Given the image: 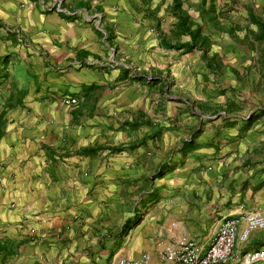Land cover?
I'll list each match as a JSON object with an SVG mask.
<instances>
[{"label": "crops", "instance_id": "1", "mask_svg": "<svg viewBox=\"0 0 264 264\" xmlns=\"http://www.w3.org/2000/svg\"><path fill=\"white\" fill-rule=\"evenodd\" d=\"M263 33L264 0H0V264H162L264 215Z\"/></svg>", "mask_w": 264, "mask_h": 264}, {"label": "built area", "instance_id": "2", "mask_svg": "<svg viewBox=\"0 0 264 264\" xmlns=\"http://www.w3.org/2000/svg\"><path fill=\"white\" fill-rule=\"evenodd\" d=\"M242 223L244 226L239 231ZM261 229H264V215L258 211L242 209L237 216L228 218L220 224L215 239L206 250L197 240L185 238L179 246L164 247L162 264H232L236 243L246 242L252 232ZM262 259L264 252L253 250L245 253L237 264H255ZM111 264L153 263L150 254L143 253L135 258L121 257Z\"/></svg>", "mask_w": 264, "mask_h": 264}, {"label": "trees", "instance_id": "3", "mask_svg": "<svg viewBox=\"0 0 264 264\" xmlns=\"http://www.w3.org/2000/svg\"><path fill=\"white\" fill-rule=\"evenodd\" d=\"M263 36V37H262ZM261 39H264V33H263V35H261Z\"/></svg>", "mask_w": 264, "mask_h": 264}, {"label": "rangeland", "instance_id": "4", "mask_svg": "<svg viewBox=\"0 0 264 264\" xmlns=\"http://www.w3.org/2000/svg\"><path fill=\"white\" fill-rule=\"evenodd\" d=\"M154 264V263H153Z\"/></svg>", "mask_w": 264, "mask_h": 264}]
</instances>
